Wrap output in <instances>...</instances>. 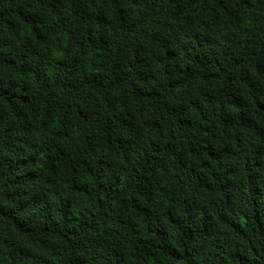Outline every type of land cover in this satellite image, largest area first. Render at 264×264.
<instances>
[{"label":"trees","instance_id":"trees-1","mask_svg":"<svg viewBox=\"0 0 264 264\" xmlns=\"http://www.w3.org/2000/svg\"><path fill=\"white\" fill-rule=\"evenodd\" d=\"M0 264H264V0H0Z\"/></svg>","mask_w":264,"mask_h":264}]
</instances>
